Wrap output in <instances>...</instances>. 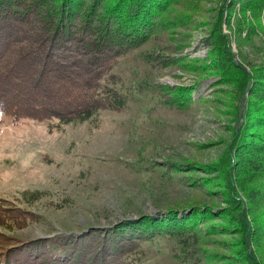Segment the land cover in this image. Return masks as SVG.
<instances>
[{
    "label": "rangeland",
    "instance_id": "1",
    "mask_svg": "<svg viewBox=\"0 0 264 264\" xmlns=\"http://www.w3.org/2000/svg\"><path fill=\"white\" fill-rule=\"evenodd\" d=\"M96 1L88 23L69 19L72 0L55 19L105 58L100 85L124 106L53 129L0 115V221L12 224L0 254L18 246L25 264H46L45 244L26 246L149 216L188 241L161 230L127 249V233L118 254L107 239L102 264H264V145H252L264 134V0H161L152 16L149 0ZM126 26L137 41L119 40Z\"/></svg>",
    "mask_w": 264,
    "mask_h": 264
},
{
    "label": "trees",
    "instance_id": "2",
    "mask_svg": "<svg viewBox=\"0 0 264 264\" xmlns=\"http://www.w3.org/2000/svg\"><path fill=\"white\" fill-rule=\"evenodd\" d=\"M44 1L42 9L44 16L39 14V18L42 19L41 24L36 23L32 26L36 20L35 14L41 10L36 9L40 0H27L26 2L24 0H0V115L9 117L13 121L26 119L46 123L49 129H53L71 122L89 121L104 108H123L125 101L116 93H112L113 89H106L107 85L103 87L100 85L101 80L104 81L102 74L106 71V68L102 67L105 58L93 53L90 56L92 45L84 41L83 34L76 39L74 36L70 38L67 35L68 26L72 29V24L66 22L62 25L63 19H55L56 14L60 12L56 7L62 5L61 0L56 1L58 4L56 6L54 3H49V0ZM72 1L78 3L73 2V13L70 18L68 16L69 19L78 17L79 22L85 20L88 23V19L96 15L95 10L99 7L96 0L94 4L91 0L86 1V6L91 7L87 15L80 9V0ZM161 2V0H149L154 7L150 9L151 16L156 11L155 9L164 3V1ZM92 12L94 14L90 15ZM83 14L85 19L81 18ZM84 27L87 31V25ZM97 28V38L108 40L107 35L112 29H108V34L102 35L99 26ZM140 36L139 30L126 26L119 40L126 42L124 37H129L137 41ZM80 38L81 41H78ZM118 43L121 42L118 41ZM66 49L75 54L69 52L67 56H62L57 51ZM103 50L106 49L99 51L103 52ZM18 68L19 71H17ZM246 129H242L243 134L247 133ZM257 137L254 143L251 141L252 145H255L257 141L259 145H264V134ZM34 196L33 194L29 202L39 198ZM149 219H151L149 216L123 218L116 224H111L107 229L104 226H97L79 235H75L78 233L57 235L47 241L32 242L26 248L45 244V248L39 249L43 253L41 258L45 255L48 258L46 264H81L87 254L90 255L93 264H102L101 254L106 251L107 239L111 240L110 245L118 254L123 247L118 239L127 233L133 235L125 241L127 249H131L138 238L149 239L157 233L156 236H160L161 230L174 233L181 242L188 241V238L183 241L182 236L186 232L179 225L172 228L173 222L168 219L157 218L153 221ZM11 225L0 221V226L6 229L12 228ZM189 236L191 235H187ZM15 248L20 249L5 248L0 254V264H25L23 257L19 255L23 248L18 246ZM105 261L109 262L107 259Z\"/></svg>",
    "mask_w": 264,
    "mask_h": 264
}]
</instances>
